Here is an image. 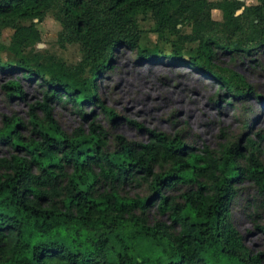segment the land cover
Instances as JSON below:
<instances>
[{
  "label": "trees",
  "instance_id": "trees-1",
  "mask_svg": "<svg viewBox=\"0 0 264 264\" xmlns=\"http://www.w3.org/2000/svg\"><path fill=\"white\" fill-rule=\"evenodd\" d=\"M198 1L0 0V21L16 28L10 48L18 58L14 67H0L20 74L4 89L10 98L24 99L20 80L38 81L44 95L30 106L29 137L23 136L25 124L17 117L7 118L0 129V144L11 150L9 157L0 158V264H264V252L251 253L230 212L243 181L255 182L264 193L255 140L247 142L250 156L242 167L237 144L223 145L219 154L207 147L198 152L179 136L149 131L148 143H129L119 136L118 148L111 150L100 125L92 122L88 132L79 128L68 135L55 117L53 107L63 101L84 121L89 106L101 108L112 123L118 121L100 99L98 81L118 49H131L144 59L165 57L140 49L137 15L148 12L157 18L159 35L192 16L194 35L180 37L167 57L212 78L234 100L252 96L244 77L223 70L218 56L264 48V0L239 17V4L219 5L226 40L207 31L204 15L197 18L203 8ZM54 10L62 26L60 41L81 49L83 58L76 66L22 54L40 41V33L34 22L16 23L41 20ZM187 42L198 47L184 49ZM128 185L147 186L150 194L125 197L121 191ZM179 187V197L167 195ZM154 209L170 225L151 226Z\"/></svg>",
  "mask_w": 264,
  "mask_h": 264
},
{
  "label": "rangeland",
  "instance_id": "rangeland-1",
  "mask_svg": "<svg viewBox=\"0 0 264 264\" xmlns=\"http://www.w3.org/2000/svg\"><path fill=\"white\" fill-rule=\"evenodd\" d=\"M197 0H193L196 2ZM203 8L197 10V18L205 17L209 23L207 30L215 38L228 39L226 18L220 4L230 8L231 3L239 4L235 12L239 17L246 7L257 6L260 0H199ZM200 6V5H199ZM198 7V6H196ZM56 10L48 12L43 19L22 20L17 26L36 24L40 41L22 49L23 56L39 55L42 59L55 58L69 66H76L83 55L78 44L62 43V26L55 18ZM140 32L141 50H151L163 59H144L131 49H118L111 68L101 75L98 81L99 97L105 106L112 109L118 121L112 123L101 108L89 106L85 112L87 121L79 115L72 105L65 102L56 104L53 109L61 128L68 135L82 128L90 130L92 122L100 125L106 132L109 148H118L117 137H123L129 143L150 141L149 131H157L171 138L179 136L183 142L200 152L204 147L220 153L225 144L240 145L242 160L240 166H246L250 156L247 147L249 139L255 140L259 147L255 159L264 169V48L250 54L218 56L219 66L232 70L244 77L253 88L252 96L243 100H234L220 85L197 69L184 63L171 61L173 45L180 37L192 36L197 25L194 18L188 16L176 22L173 30L163 35L156 32L157 18L152 12L137 15ZM16 28L0 21V65L14 67L18 58L11 50ZM184 49H195L197 42H187ZM0 67V129L7 118L17 117L25 124L24 137L30 136L27 129L30 106L44 100L38 81L20 80L25 92L24 99L10 98L4 86L19 80L16 71L6 72ZM135 123V124H134ZM141 125V128L136 125ZM11 150L0 144V158L9 157ZM261 170V169H260ZM183 187L168 192V196L179 197ZM121 194L125 197L148 196L147 186L128 185ZM182 203L179 198L177 200ZM231 220L244 238L245 245L253 255L264 252V193L251 180L243 181L230 204ZM163 222L170 225L171 220L155 209L150 213L149 224ZM135 229L137 227L135 226ZM133 228L132 230L135 231Z\"/></svg>",
  "mask_w": 264,
  "mask_h": 264
}]
</instances>
